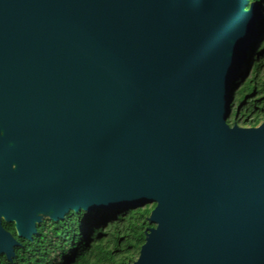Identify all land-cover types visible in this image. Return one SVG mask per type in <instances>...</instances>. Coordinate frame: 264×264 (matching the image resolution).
<instances>
[{"label":"water","instance_id":"obj_1","mask_svg":"<svg viewBox=\"0 0 264 264\" xmlns=\"http://www.w3.org/2000/svg\"><path fill=\"white\" fill-rule=\"evenodd\" d=\"M250 0H0V212L155 205L133 264H264V122L228 123ZM16 164V169L11 165ZM18 243L0 229L9 260Z\"/></svg>","mask_w":264,"mask_h":264},{"label":"trees","instance_id":"obj_2","mask_svg":"<svg viewBox=\"0 0 264 264\" xmlns=\"http://www.w3.org/2000/svg\"><path fill=\"white\" fill-rule=\"evenodd\" d=\"M250 1L260 4L262 15L257 39L233 87L230 126L259 127L264 122V0ZM154 208L70 212L62 221H50V234L43 226L24 261L6 264H133L154 227L149 223Z\"/></svg>","mask_w":264,"mask_h":264},{"label":"flooded vegetation","instance_id":"obj_3","mask_svg":"<svg viewBox=\"0 0 264 264\" xmlns=\"http://www.w3.org/2000/svg\"><path fill=\"white\" fill-rule=\"evenodd\" d=\"M250 3H252L250 1ZM11 168L14 170L16 169V164H12ZM41 217V223L36 222V229L37 232L35 234H32V240L22 238L19 236L18 230H17V223L16 220L13 219L12 221H7L5 218V215L0 212V229L7 233L10 238L18 243V245H12V248L14 250V256H12V259L9 260L5 253H0V264H6V263H14L19 261H24L25 257L28 255L29 252L35 249L34 247L38 244V237L41 235V230L43 229V226H46L45 231L47 234H50V217L48 215H40ZM48 255V254H47Z\"/></svg>","mask_w":264,"mask_h":264},{"label":"rangeland","instance_id":"obj_4","mask_svg":"<svg viewBox=\"0 0 264 264\" xmlns=\"http://www.w3.org/2000/svg\"><path fill=\"white\" fill-rule=\"evenodd\" d=\"M245 62V61H244ZM246 74H248V72L246 73ZM233 103V102H232ZM231 112H233V109L231 108Z\"/></svg>","mask_w":264,"mask_h":264}]
</instances>
